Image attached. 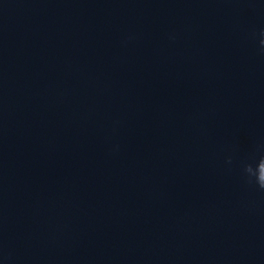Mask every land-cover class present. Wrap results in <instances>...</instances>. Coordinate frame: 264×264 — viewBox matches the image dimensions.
Masks as SVG:
<instances>
[{
	"label": "clouds",
	"instance_id": "1",
	"mask_svg": "<svg viewBox=\"0 0 264 264\" xmlns=\"http://www.w3.org/2000/svg\"><path fill=\"white\" fill-rule=\"evenodd\" d=\"M260 51L264 52V30L259 32ZM228 164L232 163V158L227 160ZM242 174L246 182L264 191V154L256 157H251L240 161Z\"/></svg>",
	"mask_w": 264,
	"mask_h": 264
}]
</instances>
